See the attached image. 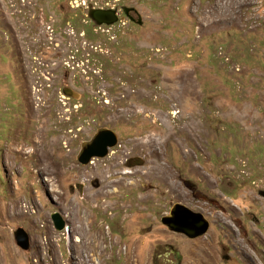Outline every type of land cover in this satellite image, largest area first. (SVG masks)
<instances>
[{"label":"rangeland","instance_id":"rangeland-1","mask_svg":"<svg viewBox=\"0 0 264 264\" xmlns=\"http://www.w3.org/2000/svg\"><path fill=\"white\" fill-rule=\"evenodd\" d=\"M54 1L0 0V264H80L93 234L89 264H162L168 244L181 264H221L207 238H182L160 216L186 189L264 188V0H122L140 25L62 37ZM52 30L67 95L41 77L37 44ZM100 128L116 146L78 164ZM15 200L28 215L6 213ZM244 208L264 221L260 202Z\"/></svg>","mask_w":264,"mask_h":264},{"label":"flooded vegetation","instance_id":"flooded-vegetation-1","mask_svg":"<svg viewBox=\"0 0 264 264\" xmlns=\"http://www.w3.org/2000/svg\"><path fill=\"white\" fill-rule=\"evenodd\" d=\"M51 7L63 16L56 29V34L61 37L63 34L67 36V31L74 33V30L79 33L83 32V35H85L84 32L88 34H106L110 29L116 27L140 25L142 22L136 9L125 5L122 0H55ZM96 11L99 12L97 21H102L100 25H97L89 18V13ZM67 16L68 18H66ZM41 17L42 14L38 15L34 23H40L41 20L38 21V19H41ZM47 18L50 19L49 16ZM107 21L114 22L106 24ZM65 28H70L71 30L66 31ZM52 34H54V30L51 31L49 38V33H46L42 35L43 41L38 40L37 47L42 52L40 60L43 63L45 62L44 64L49 69V72H46L48 76L44 75L43 72L40 74L41 77L46 78L52 84L61 80L60 93L61 95H67L70 94L69 89H66L67 85H65L69 81V71L62 70L61 65L54 67V61L52 60L54 56L60 57V51L65 49V44L62 41L58 44L53 43ZM55 47L57 48L56 50ZM50 49L55 52L53 53L52 50L50 52ZM19 55L21 59V54ZM52 56L53 58H51ZM64 99L70 100V98L66 97ZM67 104L65 103V105ZM79 106L81 107L82 105ZM140 163V159H129L127 166L143 167L144 164ZM89 184L95 188L98 187L97 181H89ZM216 185L218 187L219 184ZM253 185L257 187L254 188L255 192L252 193L244 187L237 188L235 181L228 182L226 187L216 188V191L214 189H205L206 193H201L197 189H186L173 201L172 206L170 203L165 206L168 211L162 213L160 223L164 226L161 220L170 216L173 207L176 209L172 217L175 224L181 221L183 215L186 217L188 214H197L200 217L191 215V218H188L187 221L193 224L192 230L194 233L200 230L201 224L207 225L205 235L196 238V240L203 237L207 238L210 245L214 247L212 255L219 257V263L262 264V262L264 263V221L258 219L253 213L246 211L244 208L246 199L260 202L264 207V188H258L256 182ZM246 191L247 195L245 196ZM172 233L187 239L181 233ZM164 250L168 255L173 256L174 262L167 260V254L165 253L162 256V264H181L182 258L171 245H165Z\"/></svg>","mask_w":264,"mask_h":264},{"label":"water","instance_id":"water-1","mask_svg":"<svg viewBox=\"0 0 264 264\" xmlns=\"http://www.w3.org/2000/svg\"><path fill=\"white\" fill-rule=\"evenodd\" d=\"M99 12H90L89 18L94 21L97 25L102 24V21H97ZM114 21H107L106 24H111ZM118 142L117 135L106 128L97 129L96 133L92 136V138L81 144L80 150L77 154L76 160L78 164L85 166L91 163L94 158H104L107 156L109 149L116 146ZM141 164V163H140ZM179 207V206H178ZM176 212L175 207L171 209L170 216L163 218L161 221L163 225L170 231L181 233L187 237L189 240H194L205 235L207 231V225L201 224L200 230L197 232H193L192 227L193 224L188 220L191 218V215L195 217H200L197 214H188L182 216L181 221L178 224H175L174 219L172 218ZM193 218V217H192ZM50 219L53 223L54 228L57 231H62L65 228V221L58 213H52L50 215ZM14 241L16 245L22 250H28L30 245V240L28 235L22 229H17L13 233Z\"/></svg>","mask_w":264,"mask_h":264},{"label":"bare ground","instance_id":"bare-ground-1","mask_svg":"<svg viewBox=\"0 0 264 264\" xmlns=\"http://www.w3.org/2000/svg\"><path fill=\"white\" fill-rule=\"evenodd\" d=\"M33 114H35V112L31 113V115H33ZM39 137H40V135L35 136V138H39ZM12 147L14 149V146H12ZM12 147L10 149H12ZM19 151L21 152V150H19ZM29 210L30 209H29L28 205H23V202H21L20 200H15L14 202H12L11 207L9 209L7 208L6 213H13L12 215H14V216L25 217L26 215L29 214ZM69 232H70V229H69ZM93 235L95 236L94 239L91 240L90 244L87 245L93 254L91 256H89V261H86V260L80 261V264H89L90 262H92V260H94V262L98 261V258L96 257L97 256L96 253L100 252V244H99L100 239H98L99 238L98 234H93ZM100 236H102V233ZM51 247H53V245H51ZM71 247H73V246L71 245Z\"/></svg>","mask_w":264,"mask_h":264}]
</instances>
